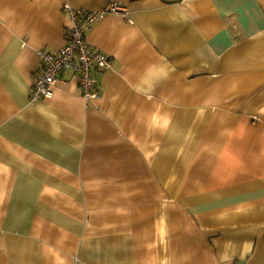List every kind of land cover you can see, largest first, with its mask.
I'll list each match as a JSON object with an SVG mask.
<instances>
[{
  "label": "crops",
  "instance_id": "obj_1",
  "mask_svg": "<svg viewBox=\"0 0 264 264\" xmlns=\"http://www.w3.org/2000/svg\"><path fill=\"white\" fill-rule=\"evenodd\" d=\"M111 59L31 101L65 7ZM0 264H264V0H0Z\"/></svg>",
  "mask_w": 264,
  "mask_h": 264
},
{
  "label": "built area",
  "instance_id": "obj_2",
  "mask_svg": "<svg viewBox=\"0 0 264 264\" xmlns=\"http://www.w3.org/2000/svg\"><path fill=\"white\" fill-rule=\"evenodd\" d=\"M71 26L65 46L57 52L39 50L42 65L35 74L31 101L49 100L54 96L60 75L72 72L77 76L79 87L86 100L97 99L95 73L111 67L109 56L89 45L87 35L98 20L108 13L126 14V7L116 2L104 11H87L70 6L65 7Z\"/></svg>",
  "mask_w": 264,
  "mask_h": 264
}]
</instances>
